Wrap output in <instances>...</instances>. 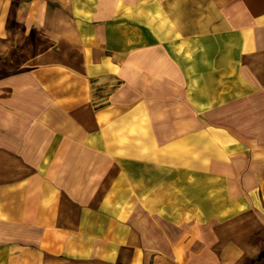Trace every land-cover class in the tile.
I'll return each instance as SVG.
<instances>
[{"label": "crops", "instance_id": "1", "mask_svg": "<svg viewBox=\"0 0 264 264\" xmlns=\"http://www.w3.org/2000/svg\"><path fill=\"white\" fill-rule=\"evenodd\" d=\"M0 264H264V0H0Z\"/></svg>", "mask_w": 264, "mask_h": 264}]
</instances>
